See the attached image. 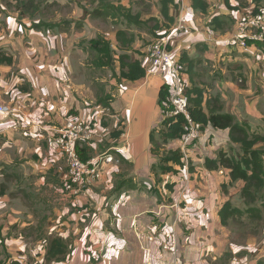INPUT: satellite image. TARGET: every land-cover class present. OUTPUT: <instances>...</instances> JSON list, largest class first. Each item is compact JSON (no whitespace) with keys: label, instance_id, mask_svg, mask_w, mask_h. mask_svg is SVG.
I'll return each mask as SVG.
<instances>
[{"label":"crops","instance_id":"crops-1","mask_svg":"<svg viewBox=\"0 0 264 264\" xmlns=\"http://www.w3.org/2000/svg\"><path fill=\"white\" fill-rule=\"evenodd\" d=\"M175 1L178 7H171L170 14L176 18L182 10L191 27L172 46L176 56L186 51L193 59L192 80L203 87L205 99L219 95L223 112L261 133L264 45L251 40L246 47L231 43L246 8L231 10L225 0H208L207 13L202 14L191 7L190 0ZM113 2L139 13L141 22L87 13L78 19L84 22L79 29L69 25L58 34L21 27L13 16L0 23V42L10 41L0 44L1 48L13 57L11 64H0V105L9 107L7 112L0 111V166L11 168L0 173V242L10 253L5 264L9 260L21 264H212L209 259L221 250L214 229L223 227L219 210L225 198L220 184L229 177L223 169L207 170L204 161L216 158L219 150L227 151L229 131L204 126L189 166L159 174L156 181L152 166L157 157L151 152L150 132L163 119L158 94L163 84L172 85V76L167 70L154 69L147 60L154 35L145 21L156 17L161 23L163 17L159 8L144 14L135 10L132 0ZM216 15L223 24L214 30L209 23ZM119 31L124 34L117 35ZM93 38L110 43L115 77L107 75L109 67L99 59L102 54L86 46ZM120 53L139 60L145 75L133 81L119 79ZM86 71L92 81L87 82ZM97 86L111 97L110 126L103 123L108 107L99 102ZM71 117L93 121V136L88 145L82 143L90 155L101 148L115 150L129 170L124 173L119 161L106 164L100 179L79 197L61 189L68 159L53 154L45 142L46 135ZM179 146L178 139L166 145ZM166 183L173 184L172 189ZM53 237L63 238L68 252L62 260L45 261ZM260 253L264 258V245ZM239 256L229 264H257V258Z\"/></svg>","mask_w":264,"mask_h":264},{"label":"trees","instance_id":"trees-1","mask_svg":"<svg viewBox=\"0 0 264 264\" xmlns=\"http://www.w3.org/2000/svg\"><path fill=\"white\" fill-rule=\"evenodd\" d=\"M191 7L194 10L199 11L202 14L207 13L209 3L208 0H190ZM18 4L19 15L29 12L32 20V29L41 30L42 28H52L62 26V21L58 23H46L39 20L34 22L35 14L41 10L44 3L45 7L58 5V2L51 0H15ZM236 5L229 3V0H225L227 8L231 10H242L246 8L245 13H257L264 9V0H237ZM160 15L163 17V21L160 23L156 17H149L145 24H151V35L154 37L162 36L156 31H166L176 20V18L170 14V9L177 8L178 2L175 0H157ZM96 4L91 15H97L103 13L104 17L110 16L119 17L123 16L134 24L141 22L140 14H133L131 8H125L120 4H114L112 0H99ZM244 13V14H245ZM140 20V21H139ZM63 23L66 25L71 24V20L64 19ZM210 26L214 30L222 28L223 21H221L218 15L212 17ZM67 26V27H68ZM65 30V29H63ZM163 32V33H164ZM124 34L123 31H119L117 35ZM93 48L98 49V54H102L99 59L103 61L102 65L108 66L109 71L115 74L114 71V53L110 47V43L105 39L91 40ZM251 43V41L248 40ZM117 61L119 63V79L137 80L145 75V69L141 65L139 60L131 59L127 53H120L117 55ZM13 57L5 53L0 48V64H11ZM181 71L185 75H189L188 81L186 80V95L188 99L187 110L190 118L193 121L202 124V128L206 125H211L218 129H228L229 137L232 142L239 145L240 152L233 153V147H230L229 151L219 150L217 157L206 158L204 166L207 170L225 169L229 177V183L236 184L238 181L243 182L241 193L243 196L249 198V194L252 191H263L264 189V134L262 133H250L247 122H239L235 119V116L230 112H223V105L220 100V96H211L210 98H204V89L199 84L192 80V69L194 67V61L191 59L186 51H183L178 58ZM191 78V79H190ZM169 88L170 85L163 84L158 94V104L164 114L163 119L160 121L158 127H155L150 132L151 152L157 157L156 165H153V171L158 170L161 174L174 173L178 171L176 167L182 168L184 166L183 154L180 149L167 148L166 145L171 140H179L186 132L187 120L181 113L175 115H167L169 111ZM104 99H100V103L103 107H109V101L111 99L110 94H105ZM93 123L92 120H90ZM118 135V133H117ZM90 141L77 140L75 142V152L79 158L83 161L89 159L92 155L89 154L90 149L85 144ZM47 145V144H46ZM189 166V164H188ZM191 168V167H189ZM158 173V172H157ZM166 188L172 189L173 184L166 183ZM2 192V187L0 188ZM249 196V197H248ZM251 198H253L251 196ZM251 211V216L256 210L253 207L246 209ZM240 209L232 207L229 200L225 201L219 210V217L222 226H226L229 219L234 218L236 214L240 213ZM68 252V246L66 241L61 237H53L50 239L45 254V261L62 260ZM6 262V261H5ZM262 260L257 261V264H262ZM2 264V263H0ZM5 264V263H4ZM8 264H21L17 260H9Z\"/></svg>","mask_w":264,"mask_h":264},{"label":"built area","instance_id":"built-area-1","mask_svg":"<svg viewBox=\"0 0 264 264\" xmlns=\"http://www.w3.org/2000/svg\"><path fill=\"white\" fill-rule=\"evenodd\" d=\"M156 31L162 36L155 37L149 44L147 60L154 69L167 70L172 76L169 88V111L167 115L183 114L187 120L186 132L180 139V150L183 154L184 166L189 164L191 153H196L198 139L202 133V124L193 121L187 110L186 78L181 71L178 57L172 46L182 36L191 32L189 20L182 10L176 15L175 22L166 31ZM248 40L264 44V9L257 13H245L237 23L231 43L246 47ZM190 48L189 45L186 49ZM9 107L0 105L1 112H7ZM164 117V114H163ZM95 125L89 119L69 118L55 133L45 136L48 149L53 154L65 156L68 159V170L62 181L61 189L73 197L84 194L102 175L106 164L116 162L111 154L100 153L92 155L83 161L75 152L77 140L89 141L94 133ZM107 151V150H106ZM186 188V187H185ZM184 188V189H185ZM144 264H149L145 262Z\"/></svg>","mask_w":264,"mask_h":264},{"label":"rangeland","instance_id":"rangeland-1","mask_svg":"<svg viewBox=\"0 0 264 264\" xmlns=\"http://www.w3.org/2000/svg\"><path fill=\"white\" fill-rule=\"evenodd\" d=\"M54 1L58 2V5L45 7L43 3L41 10L35 13L38 15L33 17L34 22L42 20V21H45L46 23H49V22L58 23L59 21H62L61 22L62 26L60 27H52L48 29L42 28L40 31H43L44 34H46L47 32L58 34L59 32L63 31V29L67 30L69 26L63 23L64 19L71 20L70 29L74 31L76 29H79V25L83 24L84 22H82V20L78 21V19H81L82 16L84 18L87 13H91L94 9H96L95 3L96 2L99 3V0H54ZM112 1H115V0H112ZM132 1L135 2V4L133 5V7L135 6L134 7L135 10H143L144 14L152 13L155 10V8H159L158 3L155 2L154 0H132ZM18 8H19L18 4L15 2V0H0V23L3 24L4 23L3 20L5 18L13 16L14 19H16V22L21 25V27L23 26L25 28H28V27L30 28L31 24L33 23L31 18H29L30 13L26 12V13H23L22 15H19V11L17 10ZM145 28L146 27L144 26V29ZM154 38L155 37H152V39L150 38L149 43H151L154 40ZM97 39L100 40L103 38H93V39H90V41L97 40ZM5 40L0 42V44L4 45L10 42L9 39L7 38ZM90 41H88L86 46H88L90 51L92 50V51L98 52V49L95 47L93 48L92 43ZM1 47L2 45H0V48ZM86 74H87L86 79L88 80L87 82L92 81L91 73L86 71ZM107 75L115 77V74H112L111 71H108ZM74 76L77 77L76 71L74 72ZM102 87L103 86L101 87L97 86V92L100 94L98 95L100 96L99 101L100 99H104L105 97L104 96L105 92H104V89H102ZM111 111H112V108H110V105H109L108 114L104 116L103 118V123H106L107 126H110V123L113 120L109 116L111 114ZM235 119L239 121L236 116H235ZM248 129L250 133H256V132L251 131L250 128ZM218 131L225 132L222 130H218ZM261 133L264 134V130H261ZM227 143L229 146V148L226 149L227 151L230 150V147H233L235 148L233 150L234 154L236 152H240L239 145L232 142L229 136H228ZM103 152L107 154H111L114 158V161L116 162L118 161L120 163L124 162V158L116 154L115 150L106 151L105 148H101L97 151V154H100ZM122 165H123L122 166L123 172L127 173L129 171L127 169L128 165L126 166L125 163H122ZM154 165H156V163ZM5 170H7L8 172L11 170V168L0 166V173H4ZM218 170L226 171L225 169L220 170V168ZM25 171L27 172L28 168H25ZM155 172H158L157 174H155L156 175L155 179L157 181L159 180L158 175L161 173L158 170H155ZM0 176L2 175L0 174ZM220 185H221V190L225 198V201L229 200L231 202L232 207H236L240 209L241 212L236 214L234 218L229 219L226 226L219 227L218 229H214V231L217 234L215 236L217 237L219 235V240H221V246H220L221 250L217 252V254H213L210 259L208 258L209 262H211L212 264H229L232 261V258L234 256L246 254V256L243 255L239 257L249 258L251 256L252 259L257 258V261L262 260L263 261L262 264H264V258H262L261 253H260V250L263 248V245H264V190L263 191H253V188H252V191L249 194L250 197L248 196L249 198H247L243 196L241 193V188L243 186L242 181H238L236 184L230 185L229 180H228L227 182H223ZM251 196L253 198H251ZM158 199L160 198L158 197ZM164 200L169 202L166 196L164 197ZM10 202L14 203L13 199H10ZM250 207H253L256 210V212L252 213V216H251V211L248 212L246 210V209H249ZM228 243H231V245L233 246H231L230 248L228 246ZM244 247L247 250L243 249ZM6 248L7 247L3 244V242L2 243L0 242V263L2 264H4L5 261L10 256V253L6 250ZM232 252L236 253V255H234ZM213 256H215L216 258L213 259L212 258Z\"/></svg>","mask_w":264,"mask_h":264}]
</instances>
